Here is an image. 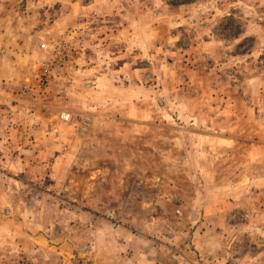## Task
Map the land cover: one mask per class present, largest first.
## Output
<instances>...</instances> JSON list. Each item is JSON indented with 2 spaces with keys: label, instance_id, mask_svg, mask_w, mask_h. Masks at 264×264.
Segmentation results:
<instances>
[{
  "label": "rangeland",
  "instance_id": "obj_1",
  "mask_svg": "<svg viewBox=\"0 0 264 264\" xmlns=\"http://www.w3.org/2000/svg\"><path fill=\"white\" fill-rule=\"evenodd\" d=\"M0 264H264V0H0Z\"/></svg>",
  "mask_w": 264,
  "mask_h": 264
},
{
  "label": "crops",
  "instance_id": "obj_2",
  "mask_svg": "<svg viewBox=\"0 0 264 264\" xmlns=\"http://www.w3.org/2000/svg\"><path fill=\"white\" fill-rule=\"evenodd\" d=\"M132 163H134V160H132V158H130L129 159V168H130V165H132ZM96 173H97V170L95 172L93 171V176L96 175ZM139 185L140 184H135V183H134V185L129 184V205H133L134 203H141V201L145 199V197L142 196L143 192H145L144 187L139 188L138 187ZM153 190H155V189H152V191Z\"/></svg>",
  "mask_w": 264,
  "mask_h": 264
}]
</instances>
